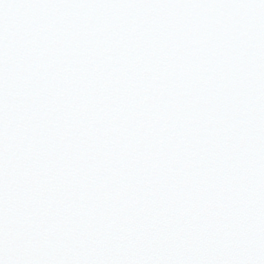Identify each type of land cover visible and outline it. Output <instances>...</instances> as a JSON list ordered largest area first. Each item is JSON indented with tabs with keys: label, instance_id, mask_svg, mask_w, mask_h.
I'll use <instances>...</instances> for the list:
<instances>
[{
	"label": "snow or ice",
	"instance_id": "obj_1",
	"mask_svg": "<svg viewBox=\"0 0 264 264\" xmlns=\"http://www.w3.org/2000/svg\"><path fill=\"white\" fill-rule=\"evenodd\" d=\"M0 264H264V0H0Z\"/></svg>",
	"mask_w": 264,
	"mask_h": 264
}]
</instances>
